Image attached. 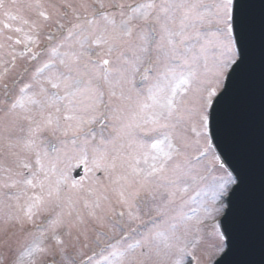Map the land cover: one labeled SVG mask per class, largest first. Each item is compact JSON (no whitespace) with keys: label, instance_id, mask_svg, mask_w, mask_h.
<instances>
[{"label":"snow or ice","instance_id":"6c2138e0","mask_svg":"<svg viewBox=\"0 0 264 264\" xmlns=\"http://www.w3.org/2000/svg\"><path fill=\"white\" fill-rule=\"evenodd\" d=\"M257 2L0 0V247L17 245L11 264H218L243 243V177L221 145L240 127L257 31L264 44ZM69 132L80 147L53 159L48 137ZM208 157L223 175L185 213L178 194ZM97 172L110 181L100 195ZM208 220L215 243L200 250ZM109 232L121 235L104 243Z\"/></svg>","mask_w":264,"mask_h":264},{"label":"water","instance_id":"95a60500","mask_svg":"<svg viewBox=\"0 0 264 264\" xmlns=\"http://www.w3.org/2000/svg\"><path fill=\"white\" fill-rule=\"evenodd\" d=\"M256 12L259 13V0ZM249 57L240 127L221 145L243 177L244 188L237 200L243 204L246 231L243 243L230 241L229 251L218 264H264V44L258 31L251 41ZM237 222L234 205L224 225L233 230Z\"/></svg>","mask_w":264,"mask_h":264},{"label":"rangeland","instance_id":"374dc122","mask_svg":"<svg viewBox=\"0 0 264 264\" xmlns=\"http://www.w3.org/2000/svg\"><path fill=\"white\" fill-rule=\"evenodd\" d=\"M204 2L207 3V2H210V0H204ZM71 136H72V133L69 132V135L66 138H70ZM64 138L65 136H62V135L57 136V137H48V140L46 142V144L48 145V144H52V141L58 140V149L63 152V153H60L61 154L60 157H63L65 154L70 156L74 154L76 150L80 147L79 145L78 147H76L77 149L73 148V146L71 145L73 143L71 142L67 143L66 139ZM52 158L55 159L56 157H52ZM75 169L77 168L75 167L72 168L71 173ZM197 170H198V175H197V179L195 180V182H193L192 180L187 181L188 191L182 194H178V196L182 195V198L184 201L182 210L185 213L189 212L190 207L198 206L205 199V193L209 191L210 186L213 185L215 182H218L219 177L223 175V172L220 169L215 167L214 162L211 160V157H208L202 160L200 164L197 165ZM97 173H95V176ZM200 177H203V179H200ZM109 183L110 181L105 176V174L103 172H100V177L96 178L95 182L92 184V187L95 189L96 195H100L104 193V186L109 185ZM13 191H15V189H13ZM82 195L85 198H88L90 200L95 199V196H89L88 193H83ZM177 204L178 205L180 204L179 199L177 200ZM6 210L7 209L0 208V211H6ZM144 219L147 220V217H144ZM212 223L213 221L211 220L206 221L205 225L202 227V231L196 236V240L199 244L200 250H204V249L210 250L211 245L215 243V240L212 234ZM147 226H150V225H145V227ZM139 230L143 231V227H141ZM108 235L109 237L112 238V240L105 241L104 243H109L115 239H119V236L121 235V233L113 234L112 232H109ZM11 248L12 250L6 246L0 247V256L4 258L7 256L9 258L5 261V264H11V261L15 258V254H16L15 249L17 248V245L13 243L11 245ZM92 250H96L97 252L99 251L98 248L89 249V250H86V254L91 255ZM69 255L71 256V253ZM57 259H59V257H57ZM75 259H76V264H79V260L81 259V257L77 256Z\"/></svg>","mask_w":264,"mask_h":264}]
</instances>
